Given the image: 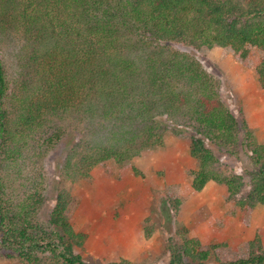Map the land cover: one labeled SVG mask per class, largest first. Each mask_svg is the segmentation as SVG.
I'll use <instances>...</instances> for the list:
<instances>
[{"label":"trees","instance_id":"trees-1","mask_svg":"<svg viewBox=\"0 0 264 264\" xmlns=\"http://www.w3.org/2000/svg\"><path fill=\"white\" fill-rule=\"evenodd\" d=\"M213 47L241 62L259 50L264 88V0H0L1 254L22 264H90L76 252L84 236L71 224L77 204L68 189L41 215L45 179L36 165L67 132L54 125L69 120L79 136L63 180L163 147L168 133L185 136L197 163L193 190L225 186L248 225L264 205V143L244 123L239 141L237 118L197 55ZM239 144L254 170L238 198L245 183L221 156L237 155ZM261 237L244 255L225 243L204 250L171 238L168 264H264Z\"/></svg>","mask_w":264,"mask_h":264},{"label":"rangeland","instance_id":"rangeland-1","mask_svg":"<svg viewBox=\"0 0 264 264\" xmlns=\"http://www.w3.org/2000/svg\"><path fill=\"white\" fill-rule=\"evenodd\" d=\"M197 55L216 82L220 99L237 118L239 141L244 123L258 143L263 144L264 88L259 85L256 73L262 53L253 49L245 62L220 47L203 49ZM75 126L74 120L54 125V129L66 128L67 132L56 146L43 151L36 166L45 179L42 217L53 208L56 193L62 187L68 189L76 202L71 224L75 232L84 236L76 252L86 262L168 264L169 241L181 239L182 235L198 241L204 250L225 243L244 255L247 243L260 232L264 249V205L255 207L249 224L245 225L225 186L208 182L202 191L193 190L191 183L197 163L190 156L187 137L168 133L163 147L144 151L122 163L108 160L94 167L88 177L71 182L62 179L61 168L66 160L71 165L76 162L74 154L68 159L78 142L79 135L72 129ZM236 151L237 155L221 156V164L242 177L245 186L239 198L249 191L248 174L254 167L245 147L239 144ZM0 264L22 263L0 252ZM205 264L218 263L210 258Z\"/></svg>","mask_w":264,"mask_h":264}]
</instances>
